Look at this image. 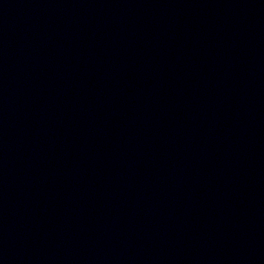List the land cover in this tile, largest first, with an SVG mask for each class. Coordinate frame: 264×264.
Listing matches in <instances>:
<instances>
[{"label": "water", "instance_id": "obj_1", "mask_svg": "<svg viewBox=\"0 0 264 264\" xmlns=\"http://www.w3.org/2000/svg\"><path fill=\"white\" fill-rule=\"evenodd\" d=\"M0 264H264V0H0Z\"/></svg>", "mask_w": 264, "mask_h": 264}]
</instances>
